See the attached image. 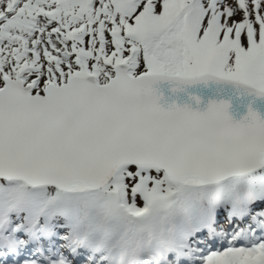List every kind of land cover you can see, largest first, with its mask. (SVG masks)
Wrapping results in <instances>:
<instances>
[{"label": "snow or ice", "instance_id": "6c2138e0", "mask_svg": "<svg viewBox=\"0 0 264 264\" xmlns=\"http://www.w3.org/2000/svg\"><path fill=\"white\" fill-rule=\"evenodd\" d=\"M262 110L264 0H0V264H264Z\"/></svg>", "mask_w": 264, "mask_h": 264}]
</instances>
